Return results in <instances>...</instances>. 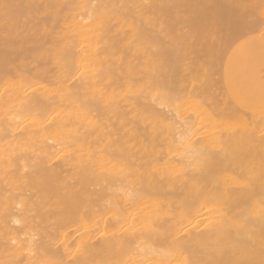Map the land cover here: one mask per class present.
I'll return each instance as SVG.
<instances>
[{
  "label": "bare ground",
  "instance_id": "1",
  "mask_svg": "<svg viewBox=\"0 0 264 264\" xmlns=\"http://www.w3.org/2000/svg\"><path fill=\"white\" fill-rule=\"evenodd\" d=\"M159 1L0 0V264H264V110L224 80L264 17L181 0L188 46Z\"/></svg>",
  "mask_w": 264,
  "mask_h": 264
},
{
  "label": "rangeland",
  "instance_id": "2",
  "mask_svg": "<svg viewBox=\"0 0 264 264\" xmlns=\"http://www.w3.org/2000/svg\"><path fill=\"white\" fill-rule=\"evenodd\" d=\"M189 1V0H188ZM191 1V0H190ZM196 1V4H194V1L192 2V4H191V12H192V10H193V12H192V14H191V12H190V14L188 13V15H192V18H195L198 14L197 13H204V14H202L201 15V17H203V16H206L207 18L208 17H210V18H208V19H206V21H205V18L204 19H202V21H201V18H200V14L198 15V17H196V19H192L191 17H189L188 19V23H187V21H182V19H184L182 16H184L183 14V12H181V11H178V8L181 6L180 4H181V0H160L159 2H161L160 4H159V6H158V8H157V10H156V13L154 14V17H155V22H159V21H161V18H162V15L164 14V13H166V12H168V11H172L171 13H170V16H171V18H172V21L175 23L177 20H178V22L177 23H175V25H176V29L178 28H181V30H178L177 32L179 33V36L181 37V36H184L185 37V39H187V45L188 46H191L193 43L191 42V40H190V38H192V35H193V41L195 42V40H194V34H192L191 33V31L190 30H193L192 28L193 27H196V30H198V28L200 27L201 29H203L204 27H206V26H204L203 28H202V25L203 24H205V22H208V21H210V20H212V15H214V18L215 17H217V18H219L220 16V21L222 20V24H223V26H220V27H223V28H225V27H227V26H224L226 23L225 22H228V24H230V25H232V26H236V27H240V26H243L244 24L242 23V20H241V16H244V13H249V12H254V16L258 19H261L262 17H264V9H263V7H261L260 6V4H258V2H255V1H250V0H237L238 2L237 3H235L236 1L234 0H229V2L228 3H225V2H219V9H221L222 11H224L225 12V15L224 16H222V14L220 15V14H218L217 13V11H216V8H215V10H214V8H213V10H212V6L210 7H206L205 6V4L207 5V2L205 3V2H203L202 3V5H201V3L199 4V2H198V0H195ZM190 2V3H191ZM205 3V4H204ZM232 3V4H231ZM234 3H235V5H234ZM201 5L202 6V8H198V5ZM203 4H204V6L205 7H203ZM195 7H194V6ZM209 5V4H208ZM233 5V6H232ZM196 7L198 8V9H196ZM195 8V9H194ZM204 8H205V11H204ZM207 8H209V10L207 9ZM201 9H202V12H199V10L201 11ZM194 10L195 11H198V12H194ZM206 10L208 11V12H210V10H212L210 13H212V14H209L208 12H206ZM180 12V13H179ZM217 13V14H213V13ZM251 12V13H252ZM183 13V14H182ZM196 15H195V14ZM250 13V14H251ZM181 14H182V16H181ZM195 16H194V15ZM206 14V15H205ZM207 14H208V16H207ZM253 14V13H252ZM178 15H180L181 17H182V19L180 18V16H178ZM188 15H186V18H187V16ZM209 15H211V16H209ZM217 15V16H216ZM218 15H220L219 17H218ZM174 16V17H173ZM179 17V19H176V18H178ZM192 20H191V19ZM199 18H200V22H199ZM214 18H213V20H214ZM217 18H215V19H217ZM176 21H175V20ZM210 19V20H209ZM232 19V20H231ZM191 20V21H190ZM199 22V24H201L202 22H204V23H202L200 26H198L199 24H197V21ZM204 20V21H203ZM211 21V22H208L206 25H208V27H206L207 29H205L206 31H205V33H204V31H203V33H202V30L200 31L202 34H205V35H207L208 34V31H210V30H208L209 28H211V26L213 27V25H212V23L214 24L215 22V20L214 21ZM218 20V19H217ZM184 23L185 22V25L184 26H187V27H185V28H187V29H185L184 28V26H183V24L181 23ZM190 24L191 26H193L192 24H194V26L193 27H189L187 24ZM210 23H211V25H210ZM218 23V22H217ZM217 23H215V24H217ZM220 23V22H219ZM218 23V24H219ZM214 24V25H215ZM217 24V25H218ZM221 24V23H220ZM221 24V25H222ZM179 25V26H178ZM210 25V26H209ZM216 26V25H215ZM217 27H218V29H217ZM215 28V27H214ZM214 28H211V30H213ZM189 29V30H188ZM195 29V28H194ZM204 30V29H203ZM215 30H219L220 31V29H219V25L218 26H216V29ZM222 31H223V29H221ZM220 32L222 35L224 34V31L223 32ZM181 32V33H180ZM196 33H198L197 31H195ZM211 33H210V35H212V36H214L215 34L213 33V31H210ZM195 33V35H199V34H196ZM200 33V36L201 37H203V35ZM215 33H217L216 31H215ZM220 33H218L219 34V36L218 35H216V38H214V39H217V36H218V38L220 37V36H222ZM184 34V35H183ZM187 37H186V36ZM204 35V36H205ZM199 36V37H200ZM209 36V35H208ZM208 36H206L207 38H209ZM211 36V38H213ZM195 37H198V36H195ZM203 38H205V37H203ZM211 38H209L210 40H212ZM189 39V40H188ZM195 39H198V38H195ZM200 39H202V38H200ZM196 40L198 43L197 44H202V42H200L201 40ZM203 43L204 44H202L201 46H198V48H200V49H202V51H203V48H202V46L204 47L205 46V43H206V40H204L203 39ZM207 41H208V39H207ZM213 42H215V40H212ZM212 41H210V42H212ZM189 42V43H188ZM190 42H191V44H190ZM210 42H209V44H210ZM196 43V42H195ZM194 43V44H195ZM207 44H208V42H207ZM206 44V45H207ZM208 44V47L205 49L204 48V51L205 52H207L206 50H210V49H208V48H210L211 46H213V45H215V44H213V45H209ZM196 44L194 45V49H196ZM210 46V47H209ZM214 47H216V46H213V49L215 50H213V52H217V53H220V52H222L221 50H220V52H218V49L219 48H214ZM193 48V47H192ZM197 48V49H198ZM200 49L198 50L200 53L202 52V51H200ZM216 49H217V51H216ZM195 51H197V50H195ZM197 51V52H198ZM199 52H198V54H199ZM208 53V52H207ZM207 53H204L205 54V56H204V54L203 53H201L200 55H203L202 57H207ZM207 54V55H206ZM222 55V54H221ZM220 55V56H221ZM204 58V59H205ZM205 60H207V58L205 59ZM185 64H186V59H185V55H184V51H183V47H182V45L180 46V48L178 49V52H177V54L175 55V63H174V92H175V94L179 97V98H181L184 102H186V101H189L190 99H192L194 96H193V94L192 93H190L189 92V87H188V84H187V80H186V75H185ZM210 65H211V72L213 73L214 71H215V60L212 62V63H210ZM214 75L212 76V77H214V78H216L217 77V75L215 74V73H213Z\"/></svg>",
  "mask_w": 264,
  "mask_h": 264
},
{
  "label": "crops",
  "instance_id": "3",
  "mask_svg": "<svg viewBox=\"0 0 264 264\" xmlns=\"http://www.w3.org/2000/svg\"><path fill=\"white\" fill-rule=\"evenodd\" d=\"M224 80L233 100L250 110H264V35L239 42L225 65Z\"/></svg>",
  "mask_w": 264,
  "mask_h": 264
}]
</instances>
